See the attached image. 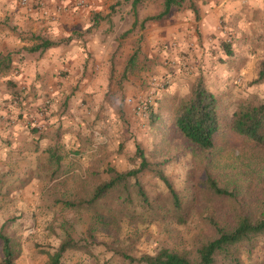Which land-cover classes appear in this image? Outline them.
Segmentation results:
<instances>
[{
  "label": "rangeland",
  "instance_id": "obj_1",
  "mask_svg": "<svg viewBox=\"0 0 264 264\" xmlns=\"http://www.w3.org/2000/svg\"><path fill=\"white\" fill-rule=\"evenodd\" d=\"M196 1L199 21L184 9L146 24L142 35L134 31L124 39L132 21L126 19L117 33L107 34L110 41L105 36L95 47L100 58L88 61L92 66L87 68L75 62L69 70L49 66L45 72L40 55L21 48V59L0 76V229L20 244L17 264H46V252L54 253L68 237L86 239L96 212L70 209L57 200L89 198L109 179L108 169L137 167L132 158H137L138 145L150 162L167 161L164 170L187 211L185 222H177L165 184L145 172L141 181L150 200L161 205L160 218L166 219L137 208L118 221L98 206L97 212L109 217V234L98 233V243H89L92 255L70 250L63 264H132L127 257L154 255L161 247L194 257L196 238L210 233L197 211L207 203L205 169L231 190L264 185V153L225 124L216 149L202 155L189 149L171 123V108L200 78L219 99L224 122L240 102L264 101V83L252 84L264 61V0ZM20 3L31 11L46 12L48 7V0L43 7ZM161 10L162 0L149 1L140 14L144 20ZM140 37L138 68L126 77L128 58L138 51ZM227 44L231 56L225 52ZM150 106L159 116L155 122ZM50 147L66 158L55 179L48 164ZM212 204L225 208L220 201ZM239 258L243 264H264V238L252 253L241 248Z\"/></svg>",
  "mask_w": 264,
  "mask_h": 264
},
{
  "label": "trees",
  "instance_id": "obj_2",
  "mask_svg": "<svg viewBox=\"0 0 264 264\" xmlns=\"http://www.w3.org/2000/svg\"><path fill=\"white\" fill-rule=\"evenodd\" d=\"M139 1L136 0L135 5ZM162 1V11L153 17L146 18L143 21V27L150 22L166 20L176 11L184 9L192 10L198 21L201 19L200 7L196 0ZM32 40L34 44L26 48L31 53L40 51L44 53L66 42L51 41L41 37ZM225 52L228 56L233 55L229 44L225 45ZM139 57L140 51H136L128 62L125 76L138 68ZM11 63L10 56L1 57L0 74L11 70ZM262 83H264V61L260 63L257 78L252 84ZM150 108L149 115L155 122L159 116L153 111L152 106ZM121 113L123 116L122 107ZM169 117L175 132L189 149L199 154L209 155L216 149V138L224 124L236 135L253 143L260 153H264V101L250 99L240 102L228 121L224 122L219 99L200 78L191 86L190 93L173 105ZM57 150L53 147L47 150L51 154L48 164L53 179L62 173L63 161L66 159L61 158ZM136 157L132 158V161L137 167L129 171L118 172L113 168L108 169L106 173L109 179L101 181L95 187L91 197L79 196L75 200H57V203H63L70 209H85L96 213L94 223L88 230L89 236L79 241L68 237L54 253L46 252L48 255L46 264H63V258L70 250L92 255L89 243H98L97 234H109L111 228V223L107 220L109 217L105 218V214L97 212L98 206H103L110 218L118 221L133 215V211L137 208L142 211V214H146L144 210L147 214L160 218L161 205L150 200L141 181V175L145 172L154 174L165 184L177 222L180 224L185 222L187 211L183 208L182 199L164 170L167 161L150 162L140 145L137 146ZM205 171L203 191L208 192L209 198L207 196L206 205L203 201L200 210L197 211L201 221L210 228V233L205 236L202 232L199 236L204 235V237L196 238L195 256L192 257L188 252L161 247L154 255H143L140 258L127 257L132 264H218L222 260H227L230 264H243L239 258L241 248L252 253L256 241L264 238V185L260 189H254L249 183L245 190H231L223 186L207 168ZM106 201L112 206L107 205ZM217 201L222 202L225 208L220 209L212 204ZM142 214L138 219H143ZM160 219L165 220L166 216H161ZM20 253V244L14 241L4 228L0 229V264H17Z\"/></svg>",
  "mask_w": 264,
  "mask_h": 264
},
{
  "label": "crops",
  "instance_id": "obj_3",
  "mask_svg": "<svg viewBox=\"0 0 264 264\" xmlns=\"http://www.w3.org/2000/svg\"><path fill=\"white\" fill-rule=\"evenodd\" d=\"M135 1L48 0L46 12H41L28 10L21 5L20 0H0V58L10 56L11 65H16L21 59L19 55L21 48L28 52L26 48L34 44L32 39L41 37L51 41H66L44 53L35 52L41 57L40 65L45 66L43 71H48L46 67L49 66L54 67L52 69L59 70L60 67H65L69 70L74 67L75 62L81 68L92 66L88 61L93 62L94 59L98 61L100 58L93 52L95 47L105 40V36L110 41L107 34L110 31L117 33L126 23V19L130 18L132 21L121 38L126 39L135 34L134 31L143 34L145 19L143 20V14H140L142 13L140 8L145 2L155 0H140L136 5ZM119 41L121 45L123 41L121 39ZM140 41L141 37L136 49L139 48ZM135 53L136 51L128 58V62ZM107 58H110V54ZM5 74L7 73H1L0 76ZM54 74L56 73L53 72L52 76ZM85 74L84 70L80 79L84 78Z\"/></svg>",
  "mask_w": 264,
  "mask_h": 264
},
{
  "label": "built area",
  "instance_id": "obj_4",
  "mask_svg": "<svg viewBox=\"0 0 264 264\" xmlns=\"http://www.w3.org/2000/svg\"><path fill=\"white\" fill-rule=\"evenodd\" d=\"M24 6H31L35 4L36 6L43 7L47 0H21ZM61 9V8H60Z\"/></svg>",
  "mask_w": 264,
  "mask_h": 264
}]
</instances>
